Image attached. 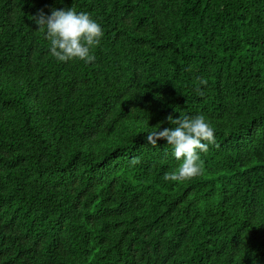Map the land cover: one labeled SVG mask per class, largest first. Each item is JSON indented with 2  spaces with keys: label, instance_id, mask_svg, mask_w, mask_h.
Here are the masks:
<instances>
[{
  "label": "trees",
  "instance_id": "obj_1",
  "mask_svg": "<svg viewBox=\"0 0 264 264\" xmlns=\"http://www.w3.org/2000/svg\"><path fill=\"white\" fill-rule=\"evenodd\" d=\"M68 8L93 62L31 19ZM169 115L214 129L192 179ZM0 264H264V0H0Z\"/></svg>",
  "mask_w": 264,
  "mask_h": 264
},
{
  "label": "clouds",
  "instance_id": "obj_2",
  "mask_svg": "<svg viewBox=\"0 0 264 264\" xmlns=\"http://www.w3.org/2000/svg\"><path fill=\"white\" fill-rule=\"evenodd\" d=\"M38 29L45 31L46 39L50 42V54L57 61L68 62L80 60L85 63L93 62V49L100 44L104 33L99 23L89 14L77 13L74 9H53L51 15H45L43 10L32 16ZM207 80L200 78V84L207 85ZM198 94L203 95L200 89ZM167 120L174 127L146 134V142L153 147L159 140L173 149L174 156L181 161L176 170L164 174L165 181H184L201 174L200 153H206L210 144H215L214 129L203 115L195 117H176L171 115ZM134 164L139 160H133Z\"/></svg>",
  "mask_w": 264,
  "mask_h": 264
}]
</instances>
